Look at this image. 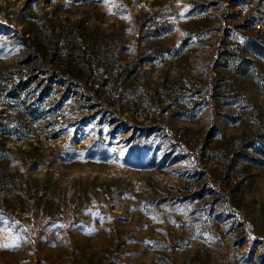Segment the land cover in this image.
<instances>
[{"label":"rangeland","instance_id":"1","mask_svg":"<svg viewBox=\"0 0 264 264\" xmlns=\"http://www.w3.org/2000/svg\"><path fill=\"white\" fill-rule=\"evenodd\" d=\"M0 264H264V0H0Z\"/></svg>","mask_w":264,"mask_h":264},{"label":"trees","instance_id":"2","mask_svg":"<svg viewBox=\"0 0 264 264\" xmlns=\"http://www.w3.org/2000/svg\"><path fill=\"white\" fill-rule=\"evenodd\" d=\"M44 19L50 21L47 13L44 14ZM16 31L23 45L29 48V56L36 55L38 51L33 47L35 40L31 35L19 27L16 28ZM71 34H73V31L68 32L66 35L69 36ZM88 41L89 40L85 38V42L88 43ZM46 47H48V43ZM87 48L84 47L85 53L87 51L90 55L86 58L80 55L70 56L69 52L59 49L55 50V55L47 66V71L51 72L52 70L53 74L51 76L53 79H56L55 82L63 86L66 92H70L72 87L73 95L77 93L80 100L86 97L88 101H93V103L97 102L99 96L104 91V87L106 88L107 84L111 82L116 87L120 86L126 89V82H129L130 73L114 76L109 70L110 63L107 62L106 56L94 54V51H92L90 47ZM41 49L47 51L45 47ZM82 52L84 53V51L80 49V53ZM101 67H105L106 74L108 73L106 79L104 78V72L100 70ZM96 86H98V88H96ZM132 121L138 124L137 120L132 119ZM128 122L129 121H127V123ZM2 147L5 148L4 145Z\"/></svg>","mask_w":264,"mask_h":264},{"label":"snow or ice","instance_id":"3","mask_svg":"<svg viewBox=\"0 0 264 264\" xmlns=\"http://www.w3.org/2000/svg\"><path fill=\"white\" fill-rule=\"evenodd\" d=\"M105 2H108V0H105Z\"/></svg>","mask_w":264,"mask_h":264}]
</instances>
